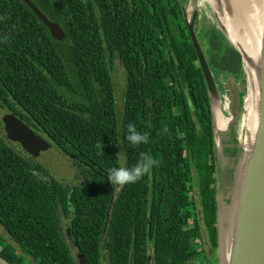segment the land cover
<instances>
[{"label": "trees", "instance_id": "obj_1", "mask_svg": "<svg viewBox=\"0 0 264 264\" xmlns=\"http://www.w3.org/2000/svg\"><path fill=\"white\" fill-rule=\"evenodd\" d=\"M32 2L67 37L54 39L26 2L0 0V106L45 133L79 181L57 178L0 135V225L12 240L0 232V255L12 264H78L76 248L100 264L106 246L110 264H130L134 246L136 254L149 243L188 250L204 223L219 244L215 126L185 19L189 0ZM197 30L220 87L222 75L245 86L242 57L218 25ZM117 62L126 73L121 122ZM129 123L149 142L132 146ZM141 153L159 165L113 187L108 170L135 165Z\"/></svg>", "mask_w": 264, "mask_h": 264}, {"label": "water", "instance_id": "obj_2", "mask_svg": "<svg viewBox=\"0 0 264 264\" xmlns=\"http://www.w3.org/2000/svg\"><path fill=\"white\" fill-rule=\"evenodd\" d=\"M22 1L26 2L39 19L49 28L54 39L59 41L65 40L67 33L59 22L51 20L32 0ZM221 1L224 5V12L229 16V20L234 21L237 16L231 0ZM207 2L210 4L209 1ZM262 3L264 18V0H262ZM192 4L194 6L192 11H189V8L185 10V19L198 53V62L211 98L216 137V159L218 154L217 149L223 147L221 134L224 132L218 131L214 109L216 101L222 102L223 94L227 93L230 101L229 115L235 125L238 123L242 113L246 111L245 106L247 103L250 104L253 100L254 107L256 104V124L254 129L248 128L250 133L243 148L240 162L241 167H239L237 178L238 184L235 189V201L231 198H222L220 200L218 190L219 264H264V21L261 46L256 59L251 58L249 54L243 52L230 38L224 26L218 25V28L239 51L242 57L248 85V93L245 98L235 76H230L227 82H224L226 92L216 80L198 36L196 26L200 14L198 8L195 6L196 0ZM210 6L219 22V16L216 14L215 8L211 4ZM240 33L243 34L242 32ZM3 122L6 137L21 142L24 145V149L34 156H39L50 151L51 153H54L56 150L58 152V148L53 147L51 143L42 139L35 130L29 127L16 114L9 113L5 115ZM232 152L234 153L233 149ZM218 165L216 176L219 172ZM231 179L230 173L229 181ZM80 257L82 256L80 255ZM0 264L12 263L0 255ZM81 264L85 263L81 261Z\"/></svg>", "mask_w": 264, "mask_h": 264}, {"label": "rangeland", "instance_id": "obj_3", "mask_svg": "<svg viewBox=\"0 0 264 264\" xmlns=\"http://www.w3.org/2000/svg\"><path fill=\"white\" fill-rule=\"evenodd\" d=\"M193 1L194 0H189L187 4V8H189V11L193 10V7H194L192 4ZM195 6L198 8L199 14H200L199 19L197 21V26H196L198 29H201V26L203 24L205 25L208 23H216L217 25H219L216 19V16L208 10L210 9L211 11H213L212 7L207 1L196 0ZM113 72H114L113 80L115 82V89H116L115 99L117 103V112H118L117 114H118L119 122H121L122 116H123V94H124V90L126 86V73H125L124 67L119 62L115 64V69ZM221 77H222L221 79L224 80L225 82H227L229 78L227 75H222ZM238 84L239 86H241L242 90L245 87V91H243V96L245 95V98H246V95L248 93L247 83L245 86L241 84L240 82H238ZM224 88H225L224 91L226 92V85L225 86L223 85V89ZM224 97L228 98L227 93L223 94L222 98ZM222 104L223 105L225 104V101L223 99H222ZM9 113H12L10 109L0 106V135L5 136V137H6V131H5V125H4L3 119L5 115ZM227 116L229 117V114L226 115V117L224 118H227ZM246 119H247V111H244L236 125L232 122L230 124V127L228 123L225 126H222L218 120V131H220L221 126L225 130L229 128L227 131H224L221 134L222 136L221 138L223 140L222 141L223 147L217 149V152H218L217 163H219L218 165L219 172L217 174L219 184L217 185V187L220 193L219 194L220 200L222 198H226V199L231 198L232 200L235 201V196H236L235 189L238 184L237 178L239 174V167H241L240 162H241V158L243 154V148L245 146L247 137L249 136V133H250L248 128L245 125ZM37 134H39L40 137L46 140L48 143H51L53 147L57 148L45 133H37ZM9 140L12 146L16 150H19L21 151L22 154L28 156L29 152L27 150L26 151L28 153L25 151L24 145L21 142H19L18 140H11V139ZM232 149L234 153L232 152ZM56 152L57 150L54 153L53 152L51 153L50 151L47 153L40 154L39 156H34L31 153L30 154L31 156L36 157V160L39 163L43 164L47 169H49L50 172L53 173L57 178L64 180L67 183L78 182L79 180L77 179L78 177L76 175L77 173L76 168L72 160L69 159L64 154L60 153L61 152L60 150H58L57 153ZM226 170H228V172H230L232 176V179L231 181H229V183L226 177L228 173ZM68 221H69L68 219L63 217V224L65 228L67 226ZM0 232L3 234V236L6 238L7 241H12L10 236L5 231L2 225H0ZM17 248L20 249L18 245H17ZM24 257L26 261H29V259H31V258H27L26 256ZM102 264H104L103 258H102Z\"/></svg>", "mask_w": 264, "mask_h": 264}, {"label": "bare ground", "instance_id": "obj_4", "mask_svg": "<svg viewBox=\"0 0 264 264\" xmlns=\"http://www.w3.org/2000/svg\"><path fill=\"white\" fill-rule=\"evenodd\" d=\"M206 1V0H205ZM215 8L216 14L219 16V25H223L227 30L230 38L233 42L246 54L253 59L257 58V55L261 46V38L263 31V3L262 0H231L233 8L237 18L234 21L229 20V16L224 12V5L221 0H207ZM211 13L210 9H208ZM214 14V13H213ZM215 15V14H214ZM216 16V15H215ZM217 17V16H216ZM217 19V18H216ZM218 21V20H217ZM242 32L243 34H241ZM225 101L223 105L221 101L215 103V116L216 122L222 126L227 123L231 124V116L226 117L230 112V101L229 98H222ZM247 111L246 127L254 129L256 124V104L254 107L253 100L250 104L247 103L245 106ZM221 126L220 131L223 132L225 129ZM228 172V170H226ZM229 174L227 173V180L229 183Z\"/></svg>", "mask_w": 264, "mask_h": 264}, {"label": "flooded vegetation", "instance_id": "obj_5", "mask_svg": "<svg viewBox=\"0 0 264 264\" xmlns=\"http://www.w3.org/2000/svg\"><path fill=\"white\" fill-rule=\"evenodd\" d=\"M206 227V223H204L201 237L194 241L188 250L175 244L157 246L153 243H149L146 245H140L139 248L141 251L139 254H136V246H134L130 253V264H135L134 260L136 255H138L140 264H219V244L215 245L213 243L212 237ZM158 250H162V252H157ZM180 251L184 253H181ZM107 252L108 248L106 246H101L99 248L100 264H102V258L104 264H110ZM74 255L77 258L78 264H81V261L87 264L85 258L76 250V248H74ZM80 255L82 257H80Z\"/></svg>", "mask_w": 264, "mask_h": 264}, {"label": "clouds", "instance_id": "obj_6", "mask_svg": "<svg viewBox=\"0 0 264 264\" xmlns=\"http://www.w3.org/2000/svg\"><path fill=\"white\" fill-rule=\"evenodd\" d=\"M125 139L132 145L138 146L149 142V135L137 129L135 123H129L126 129ZM99 152H103V143L96 145ZM159 165V160L155 159L148 153H141L140 160L131 167H112L108 170L107 180L111 182L113 187L131 184L139 181L145 175L149 174L153 167Z\"/></svg>", "mask_w": 264, "mask_h": 264}]
</instances>
